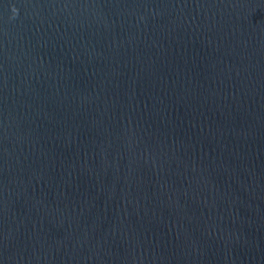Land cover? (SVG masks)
<instances>
[{"label": "water", "instance_id": "1", "mask_svg": "<svg viewBox=\"0 0 264 264\" xmlns=\"http://www.w3.org/2000/svg\"><path fill=\"white\" fill-rule=\"evenodd\" d=\"M0 264H264V0H0Z\"/></svg>", "mask_w": 264, "mask_h": 264}]
</instances>
